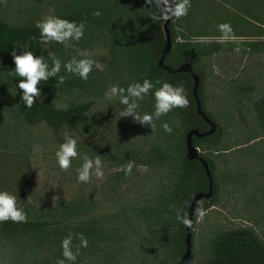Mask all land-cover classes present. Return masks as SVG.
Wrapping results in <instances>:
<instances>
[{
    "label": "trees",
    "instance_id": "1",
    "mask_svg": "<svg viewBox=\"0 0 264 264\" xmlns=\"http://www.w3.org/2000/svg\"><path fill=\"white\" fill-rule=\"evenodd\" d=\"M54 1L55 14L44 19L39 11H29L23 20L15 23L6 22L0 16V147L10 116L27 126L42 124L55 137L66 136L67 141L76 140L74 129L85 134L94 130L86 118L90 101L69 100L65 106L57 107L36 97L37 93L46 94L58 85L64 75L61 63L55 59L42 63V44L48 39L51 49L60 46L62 35L69 28V40L78 49L101 42L112 53L113 77L120 79L115 87H120L144 131L135 150L126 147L120 152L112 143V147L101 152L100 139L86 147L96 155L103 154L104 158L111 155L107 159L121 166L110 176L113 182L121 180L132 167L144 166L143 188L122 206L105 216L84 219L80 226L68 222L70 216L85 210L75 203L59 207L57 218L49 221L27 212L1 216L0 252H15L30 242L58 241L65 236L70 246L85 243L96 248L102 243L104 250L99 248L107 264H176L184 249L187 205L196 192H205L207 187L200 161L185 157L184 135L189 129L205 132L209 125L195 113L190 73H170L157 66L164 45L160 0ZM180 3L177 2V14H170L167 23L170 48L163 65L170 69H176L181 63L190 66L199 78L196 92L200 107L215 123L211 134L191 137L193 146L199 148L198 156L207 163L212 186L211 195L200 199L194 207L193 225L196 215L214 202L215 161L211 155L228 151L224 148V126L203 105L201 85L205 75L201 64L196 65L225 44L194 41L185 34L177 38L176 23L182 22L183 11L188 16L192 14L193 0H180ZM251 12V19L241 17L239 21L255 29L263 28L264 5L257 3ZM244 45L255 53H264L263 40L255 39ZM237 88L247 91L254 85ZM248 111L253 118L252 129L241 136L242 142L236 144L237 148L264 139V94L252 100ZM243 123L246 126L248 121L243 119ZM200 264H264V243L250 227L229 229L212 239L208 257Z\"/></svg>",
    "mask_w": 264,
    "mask_h": 264
},
{
    "label": "rangeland",
    "instance_id": "2",
    "mask_svg": "<svg viewBox=\"0 0 264 264\" xmlns=\"http://www.w3.org/2000/svg\"><path fill=\"white\" fill-rule=\"evenodd\" d=\"M257 3L263 6L264 0H193L192 14L183 11L182 22L176 23L177 38L185 34L194 41L225 44L196 65L201 64L205 75L203 105L224 126V148L228 151L211 155L216 194L213 205L195 217L190 257L184 264L203 262L212 239L229 229L250 227L264 243V139L236 147L241 136L251 132L253 118L248 110L252 100L264 94V53L244 45L255 39L264 41V26L255 29L239 21L241 17L251 19ZM55 9L54 0H0V16L9 23L23 20L29 11H39L44 19L53 16ZM70 33L69 28L65 30L56 48L49 47L48 39L42 44V63L55 59L64 75L58 85L36 97L57 107L69 100L90 101L86 118L94 130L85 134L74 129L76 140L67 141L66 136L57 138L42 124L27 126L8 117L0 147V217L27 212L49 221L57 218L59 207L75 203L85 210L70 216L68 222L80 226L84 219L105 216L122 206L143 188L144 166L132 167L113 182L110 176L121 166L100 153L112 143L120 152L126 147L135 150L144 132L120 87H115L120 79L113 77L112 53L101 42L78 49L70 42ZM229 33L236 36H225ZM246 84L254 88H237ZM243 119L248 121L246 126ZM97 139L102 146L97 152L102 156L86 147ZM66 239L34 241L15 252H0V264H107L99 248L105 246L102 243L96 248L85 243L70 246Z\"/></svg>",
    "mask_w": 264,
    "mask_h": 264
},
{
    "label": "water",
    "instance_id": "3",
    "mask_svg": "<svg viewBox=\"0 0 264 264\" xmlns=\"http://www.w3.org/2000/svg\"><path fill=\"white\" fill-rule=\"evenodd\" d=\"M160 7L164 14V19L161 23V29L164 35V45L157 59V66L162 67L163 69L167 70L170 73H173L174 71H184V72L190 73L192 77L191 92H192V97L194 99V104H195V113L197 115H200L202 119L209 125L208 130H206L205 132H198L195 129H189L184 135L185 157L187 159H198L200 161L203 167L204 173L206 175V178H207V187H206L205 192H202V191L196 192L192 196L190 202L187 205V217L184 223V235H183L184 249L180 255L178 263H176V264H183L190 257L191 231H192L191 225H192V214H193L194 207L200 199L208 198L212 192L210 171L208 169L207 163L198 156V150L196 147L193 146L191 137L192 136L201 137L206 134H211L215 129V123L212 122L205 115L204 111L200 107L199 99L197 97V92H196L199 78H198V75L194 74L191 71L190 66L187 63H181L176 69H170L167 66L163 65V58L170 48L167 23L169 21L170 14L174 13L177 9V2L176 0H160Z\"/></svg>",
    "mask_w": 264,
    "mask_h": 264
},
{
    "label": "crops",
    "instance_id": "4",
    "mask_svg": "<svg viewBox=\"0 0 264 264\" xmlns=\"http://www.w3.org/2000/svg\"><path fill=\"white\" fill-rule=\"evenodd\" d=\"M243 54H246V53H243Z\"/></svg>",
    "mask_w": 264,
    "mask_h": 264
}]
</instances>
